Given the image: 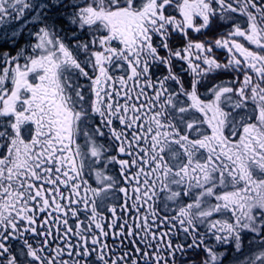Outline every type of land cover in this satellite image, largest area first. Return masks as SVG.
Listing matches in <instances>:
<instances>
[{
    "label": "snow or ice",
    "instance_id": "snow-or-ice-1",
    "mask_svg": "<svg viewBox=\"0 0 264 264\" xmlns=\"http://www.w3.org/2000/svg\"><path fill=\"white\" fill-rule=\"evenodd\" d=\"M0 264H264V0H0Z\"/></svg>",
    "mask_w": 264,
    "mask_h": 264
}]
</instances>
